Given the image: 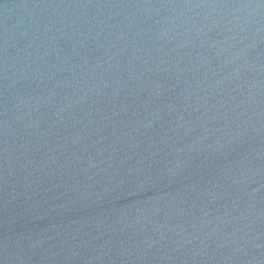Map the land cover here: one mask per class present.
I'll use <instances>...</instances> for the list:
<instances>
[{"label": "water", "instance_id": "water-1", "mask_svg": "<svg viewBox=\"0 0 264 264\" xmlns=\"http://www.w3.org/2000/svg\"><path fill=\"white\" fill-rule=\"evenodd\" d=\"M0 264H264V0H0Z\"/></svg>", "mask_w": 264, "mask_h": 264}]
</instances>
